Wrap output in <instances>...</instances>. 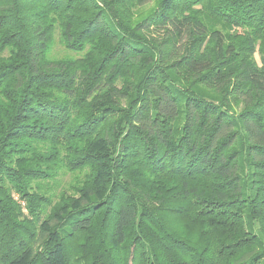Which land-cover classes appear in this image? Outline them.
<instances>
[{"label":"trees","instance_id":"1","mask_svg":"<svg viewBox=\"0 0 264 264\" xmlns=\"http://www.w3.org/2000/svg\"><path fill=\"white\" fill-rule=\"evenodd\" d=\"M0 264H264V0H0Z\"/></svg>","mask_w":264,"mask_h":264},{"label":"rangeland","instance_id":"2","mask_svg":"<svg viewBox=\"0 0 264 264\" xmlns=\"http://www.w3.org/2000/svg\"><path fill=\"white\" fill-rule=\"evenodd\" d=\"M151 3V2H150ZM152 5V4H150ZM148 5L144 6L142 8V10H147L148 9ZM228 31V28L226 29ZM232 31V30H231ZM51 57L53 58H60V57H64V56H76L75 53H71L69 51H66L62 45L59 43V41L57 40V36H55V40H54V44L50 53ZM255 57L257 58V55H255ZM75 175H78L77 173H62L59 176H57V182L53 185V190H56L55 187L57 186V191L61 190V189H67L68 186L72 183ZM51 184V183H49ZM52 186V185H50Z\"/></svg>","mask_w":264,"mask_h":264}]
</instances>
